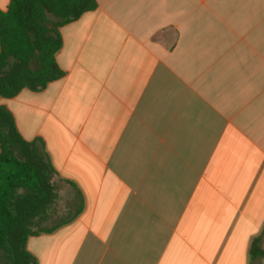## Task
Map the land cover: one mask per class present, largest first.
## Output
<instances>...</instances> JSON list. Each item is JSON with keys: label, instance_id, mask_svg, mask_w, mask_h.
I'll return each instance as SVG.
<instances>
[{"label": "crops", "instance_id": "obj_1", "mask_svg": "<svg viewBox=\"0 0 264 264\" xmlns=\"http://www.w3.org/2000/svg\"><path fill=\"white\" fill-rule=\"evenodd\" d=\"M97 3L60 30L62 78L0 97L58 173L38 220L58 228L27 249L39 264H264V0Z\"/></svg>", "mask_w": 264, "mask_h": 264}, {"label": "trees", "instance_id": "obj_2", "mask_svg": "<svg viewBox=\"0 0 264 264\" xmlns=\"http://www.w3.org/2000/svg\"><path fill=\"white\" fill-rule=\"evenodd\" d=\"M97 6V0H10L8 9L0 10V97H15L23 89L40 92L62 78L60 30ZM0 141V264H39L27 243L58 228L38 224L55 200L58 173L44 140L24 138L3 105Z\"/></svg>", "mask_w": 264, "mask_h": 264}, {"label": "rangeland", "instance_id": "obj_3", "mask_svg": "<svg viewBox=\"0 0 264 264\" xmlns=\"http://www.w3.org/2000/svg\"><path fill=\"white\" fill-rule=\"evenodd\" d=\"M44 225H48V226H50V225H52L51 223H45ZM4 262V259H3V257H2V254H0V263H3Z\"/></svg>", "mask_w": 264, "mask_h": 264}]
</instances>
